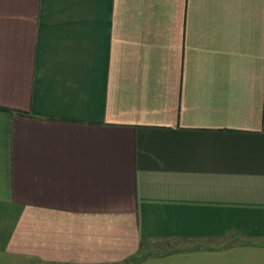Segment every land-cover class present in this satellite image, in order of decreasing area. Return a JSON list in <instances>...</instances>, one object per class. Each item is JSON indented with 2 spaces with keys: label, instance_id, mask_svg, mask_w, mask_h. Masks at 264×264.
<instances>
[{
  "label": "crops",
  "instance_id": "1",
  "mask_svg": "<svg viewBox=\"0 0 264 264\" xmlns=\"http://www.w3.org/2000/svg\"><path fill=\"white\" fill-rule=\"evenodd\" d=\"M0 264H264V0H0Z\"/></svg>",
  "mask_w": 264,
  "mask_h": 264
}]
</instances>
